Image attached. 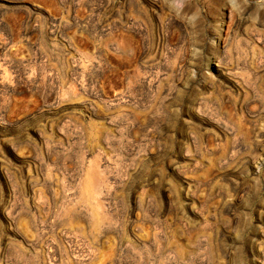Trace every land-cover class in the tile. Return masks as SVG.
<instances>
[{
    "label": "rangeland",
    "instance_id": "obj_1",
    "mask_svg": "<svg viewBox=\"0 0 264 264\" xmlns=\"http://www.w3.org/2000/svg\"><path fill=\"white\" fill-rule=\"evenodd\" d=\"M262 99L264 0H0V264H145L177 222L217 216L233 231L212 238L264 264V179L246 195L256 164L229 166L264 138Z\"/></svg>",
    "mask_w": 264,
    "mask_h": 264
},
{
    "label": "clouds",
    "instance_id": "obj_2",
    "mask_svg": "<svg viewBox=\"0 0 264 264\" xmlns=\"http://www.w3.org/2000/svg\"><path fill=\"white\" fill-rule=\"evenodd\" d=\"M244 6L245 5L241 4V7ZM218 55V42H207L202 61L203 67L198 69L205 80L210 78V73H215L218 77L220 76L222 68L217 69L215 67ZM189 78L191 79V77ZM220 78L223 79V77ZM180 95L181 93L177 92V96ZM193 95H196V93H193ZM223 96L224 93L218 91L216 96L209 97L208 99L211 102L219 104L218 97L222 98ZM262 104H264V99H262ZM165 107L170 120V130L174 129L182 133L184 131V125L179 124L181 112L179 101L173 102V99H170L169 104ZM193 107H195V104L185 105V108L188 110H191ZM195 110L198 112L202 111L200 107H196ZM252 110L255 111V107H253ZM260 110L264 112V106H262ZM149 111H151V109H149ZM177 125L179 126L177 127ZM259 130L264 132V124L259 125ZM171 144V135L162 138L157 142V147L162 148L164 152L167 153V155H164V153H158V155H164V159L159 161L161 175L158 176V183L161 186L168 183L162 175V168L163 164L170 160ZM177 147L180 151H183V148L179 144ZM257 148L259 149V152L256 151ZM185 154L188 155L190 159L193 156L190 150ZM207 158L208 157L204 153H201L200 159L188 169L186 174L192 175L193 179L196 180L198 178L197 174L199 170L203 167L202 161ZM249 158L256 164L257 174L255 177L249 176L247 171L243 170V176L250 182L247 184L249 193H246V195L257 192L261 180L264 179V138L257 141L255 137H253V139L246 141V148L243 151L231 154L229 159L232 161V164L229 166L231 167L235 165V167L241 168L246 164ZM197 187L198 185H189V194L199 197L200 193L196 190ZM170 195L174 196V193H170ZM201 213L205 216L212 215V213H208L205 208L201 209ZM218 227H224L229 231H233L229 221L223 219L221 222L218 216L216 221L210 225H205L203 228H201L199 224L185 227L184 224L177 222L175 229L170 232L169 237H165L159 243H155V241L150 242L147 247L141 248V251L148 253L149 249L153 248V244L155 243L154 250L148 255L145 264H240L238 247L233 248L220 245L212 238L215 236ZM241 231L242 229L235 230L237 241L241 239ZM173 238L175 240H181L183 243L177 245L174 243ZM201 241H203V243H200ZM136 264H140V261L137 260Z\"/></svg>",
    "mask_w": 264,
    "mask_h": 264
}]
</instances>
